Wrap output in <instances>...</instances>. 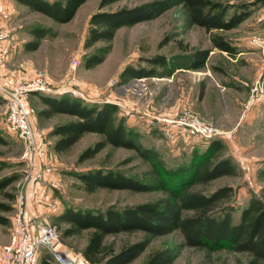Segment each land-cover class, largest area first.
<instances>
[{"label":"rangeland","instance_id":"374dc122","mask_svg":"<svg viewBox=\"0 0 264 264\" xmlns=\"http://www.w3.org/2000/svg\"><path fill=\"white\" fill-rule=\"evenodd\" d=\"M99 1L85 0L70 21L54 23L45 15L10 0L17 7V14L6 25L9 30L0 27L5 34L9 31L16 35L17 40L13 38L9 44L8 56L0 66V78L10 75L24 80L42 70L55 92L53 95L67 94L87 103L115 104L114 122H121L130 129L132 139L139 146L155 150L166 168L189 160L195 148L202 149L208 142L164 122L161 117H175L186 110L222 130L224 134L219 136L222 148L213 154L207 153L205 159L213 163L220 157L228 156L236 167V174L223 175L207 183L194 181L187 188L208 194L217 188L231 186V196L223 205L232 208L233 220L237 222L251 195L264 188V51L259 48L260 52L249 54L257 58L253 65L252 60L230 56L216 49L211 41L212 34L230 41V36L241 35L243 31H206L191 23L185 6L177 4L154 18L118 28L108 43L109 50L103 60L86 68L84 61L87 55L107 45L99 41L88 48L83 46L90 15L97 10ZM147 1L151 0H117L103 9L129 7ZM220 1L236 5L252 0ZM252 10L257 13L252 14V19H255L256 15L264 12V0H260ZM33 24L50 26L52 31L41 40L38 51L29 52L23 49L24 44L22 46L17 42L30 37L28 29ZM197 50H207L208 55L202 65L191 68L194 62L192 56ZM153 56L166 59L165 65H154L155 76L135 78L122 75L128 66L152 67L148 59ZM62 90L65 92H59ZM28 101L31 126L42 129L46 134L48 162L43 176L28 185L33 187H28L30 192L25 218L33 228L38 223L56 225L59 249L82 256V248L92 232L91 229H84L65 236L64 230L71 224L60 220L59 215L66 207L101 211L109 207L156 201L168 195L161 188L136 191L98 187L86 190L78 173L90 169L116 170L146 182H157L162 174L156 159L143 157L136 149L111 144L104 145L93 157L78 161V155L85 147L102 140L96 133H85L67 152L55 153L51 148L53 138L48 136V131L55 124L72 117L62 113L49 118L39 117L36 112L42 107L40 101L32 94L28 96ZM0 137L3 139L0 142V178L8 175L17 177L0 190L1 251L10 239L15 198L27 171L21 159L22 143L15 133L6 128L4 101L0 103ZM168 177L165 176L167 181ZM143 239L147 240L146 248L127 264H143L151 251L165 247L175 251L170 264H246L248 259L245 253L233 252L227 246L211 253L186 246L178 230L158 236H151L142 230L122 231L104 236L102 242L118 251L126 244ZM44 256L45 260L52 262L49 254L42 249L39 264Z\"/></svg>","mask_w":264,"mask_h":264},{"label":"trees","instance_id":"16d2710c","mask_svg":"<svg viewBox=\"0 0 264 264\" xmlns=\"http://www.w3.org/2000/svg\"><path fill=\"white\" fill-rule=\"evenodd\" d=\"M30 11L39 12L54 23L70 21L79 6L85 0H19ZM117 0H100L97 10L89 18V26L83 46L88 48L96 42L103 41L107 45L98 47L87 55L84 61L86 68L100 63L109 50L108 43L113 39L115 31L124 25H132L160 15L166 9L181 4L185 6L189 21L203 27L206 31L213 29L229 30L245 20L253 6L260 0L243 1L236 5L224 4L220 0H151L129 7L104 10L103 7ZM231 9V10H230ZM52 31L50 26L42 24L30 25L28 33L31 39L24 43V50H36L43 38ZM212 44L229 54L234 53L229 41L218 34L211 35ZM208 55L207 50L193 53L194 62L191 68L199 67ZM163 56H153L145 67H126L122 75L135 78L155 76L154 65H165ZM42 107L36 115L49 118L62 113L72 119L55 124L48 131L53 138L51 148L55 153L67 152L85 133H96L102 140L85 147L78 155V161L93 157L106 144L115 147L133 148L143 157L154 158L160 168L162 177L157 182H146L132 175L116 170L95 168L78 173L83 187L92 190L98 187L109 189H130L136 191L155 188L165 189L168 195L156 201L142 202L125 207H109L105 210L74 209L66 207L59 219L71 224L64 230L65 236L91 229L81 255L89 263L127 264L136 258L147 246V240H139L126 244L118 251L103 244V238L109 234L122 231L142 230L151 236H158L178 230L183 243L189 247L205 249L208 253L227 246L233 252L245 253L246 264H264V188L253 194L242 209L239 219L234 222L232 208L224 206L232 193L231 186H223L205 194L198 190L188 189L194 181L207 183L223 175H234L237 170L228 156L220 157L213 163L205 157L218 152L222 148L219 137L207 139V145L195 148L189 160L172 168L163 166L157 152L151 148L141 147L132 139V132L121 122H114L116 105L110 102L87 103L67 94H46L32 92ZM3 99L0 97V103ZM0 142H3L0 137ZM264 175V168L262 169ZM169 176V180L165 176ZM173 178V179H172ZM17 179L15 175L0 178V190ZM172 180V181H171ZM175 257L171 247L151 251L143 264H170ZM40 264H53L41 259Z\"/></svg>","mask_w":264,"mask_h":264},{"label":"built area","instance_id":"2783aa9c","mask_svg":"<svg viewBox=\"0 0 264 264\" xmlns=\"http://www.w3.org/2000/svg\"><path fill=\"white\" fill-rule=\"evenodd\" d=\"M256 44L264 51V40H258ZM8 53L5 33L0 27V66H3ZM32 92L55 93L49 86L44 71L38 70L32 77L24 80L14 79L10 75L0 78V97L6 104V128L21 141V159L27 167L15 198L10 239L0 251V264H38L42 249L49 254L53 264H95L87 262L82 256L72 255L68 250L59 249L56 225L38 223L33 228L26 221L27 187L43 176L48 162L46 134L42 129L33 128L30 123L28 96ZM160 119L205 140L224 134L222 130L205 123L186 110L175 117Z\"/></svg>","mask_w":264,"mask_h":264},{"label":"crops","instance_id":"0c3cea01","mask_svg":"<svg viewBox=\"0 0 264 264\" xmlns=\"http://www.w3.org/2000/svg\"><path fill=\"white\" fill-rule=\"evenodd\" d=\"M9 2H10V0H1L0 1V25L3 26V29H5V30L6 29L9 30V28H7L6 25H8V23H10V21H12V19H14L16 14H17L16 13V8H17L16 5L14 6V4L12 5L11 2L10 3ZM15 2L18 3L20 6L26 7L29 10V8L26 5L22 4L19 0H15ZM255 13H256V11L252 10V13L245 20L240 22L234 28L229 29L231 32L233 30H238V29L243 31L241 35H237V36L232 35L229 37L231 39L229 41V43L233 47L234 53L229 54L228 52L221 50V49L215 47L214 45L213 46L216 49H218V50H220L226 54H229L230 56H241V58H243L247 61L252 60L251 61L252 63H253V61L257 60V58H254L253 56L251 57L249 54H256L257 51L260 52L259 46L256 44V42L258 40H264V12L259 14V15H256V17H254L255 19H252L253 18L252 14H255ZM28 35H29V33H28ZM13 38H15V40H17L16 35L11 34V33H9V31H7V33L5 34V43H6V45H8V48H9L10 42H13V40H12ZM29 39H31V36L20 39V42L18 41L17 43H20L23 46V44L26 41H28ZM14 43H16V41H14ZM39 47H40V45H39ZM39 47L36 49L37 51H38ZM36 50L29 51V52H35ZM253 65H254V63H253ZM151 66H153V65H151ZM150 77H153V76H150ZM141 78H145V77H141ZM201 96H202V94H201ZM28 187H30V189H31L33 187V185H30ZM28 187H27V198H29V192H30L29 191L30 189L28 190ZM35 187H37V186H35Z\"/></svg>","mask_w":264,"mask_h":264}]
</instances>
